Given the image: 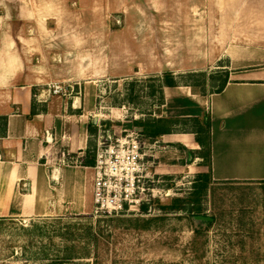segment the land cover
I'll return each mask as SVG.
<instances>
[{
    "label": "rangeland",
    "instance_id": "rangeland-1",
    "mask_svg": "<svg viewBox=\"0 0 264 264\" xmlns=\"http://www.w3.org/2000/svg\"><path fill=\"white\" fill-rule=\"evenodd\" d=\"M66 1L63 34L85 36L84 57L95 65L102 57L105 75L97 74L94 90L61 82L40 94L44 102L73 98L77 107L88 94L87 197L58 202L49 217L0 219V264H264L263 190L213 181L205 187L208 161L200 155L207 150L192 148L191 137L207 141L206 117L173 116L177 104L166 106L167 73L197 95L225 81L205 58L207 0H162L157 8L150 0ZM162 117L170 120L169 136L187 138L152 139L135 124Z\"/></svg>",
    "mask_w": 264,
    "mask_h": 264
},
{
    "label": "crops",
    "instance_id": "crops-1",
    "mask_svg": "<svg viewBox=\"0 0 264 264\" xmlns=\"http://www.w3.org/2000/svg\"><path fill=\"white\" fill-rule=\"evenodd\" d=\"M68 3L0 0V219L49 217L58 202L87 197L93 167L81 163L90 145L88 94L85 103L75 100L78 107L73 98L44 102L40 94L43 85L61 82L94 90L97 74L105 75L102 57L96 65L84 57L85 36L63 34ZM206 8L205 58L226 74L222 90L197 95L190 86L165 87L166 106L177 104L173 116L210 118L205 168L214 183L256 184L264 194V0H207ZM186 136H169V142ZM191 140L202 151L194 135ZM71 157L80 164H65ZM67 185L74 186L69 194Z\"/></svg>",
    "mask_w": 264,
    "mask_h": 264
},
{
    "label": "trees",
    "instance_id": "trees-1",
    "mask_svg": "<svg viewBox=\"0 0 264 264\" xmlns=\"http://www.w3.org/2000/svg\"><path fill=\"white\" fill-rule=\"evenodd\" d=\"M166 75H167L166 78H165L166 81L163 83L164 84V87H168V88L178 87V85L174 81L172 75H170V73H167ZM221 90H222V87L220 89H218V91H221ZM204 117H206V119H205V121H204L203 124L205 125V128H207V132L206 133H203L205 130L204 129H201V130H203L202 131L203 134H206V140L207 141L204 142V140L201 139V138H198L197 141L204 148V149L202 148V150H207L206 153H201L202 155L205 156L203 158H204V161H206L208 159L209 142H210V118L208 116H204ZM158 121H159L158 124L154 123V124H151V125L150 124H146L145 125L144 123L142 124L141 122H137L135 124L141 126L143 128L144 134L147 135V136H149L152 139H157V138H161L164 135L173 134L172 131H171V129L166 126V124L170 122L169 119H167V118H161V119H158ZM197 121H198V119H197ZM92 127H94V124L91 122L90 129ZM197 135H198V133H197ZM193 157L194 156L192 155L191 158H193ZM93 164H95V162ZM89 166L93 167V165H89ZM200 176H201L200 178H202L201 180L205 182V187H207L208 185L211 184L212 178H211V173L210 172L207 173V174L206 173H202ZM178 209L179 210H184L185 208L180 209L178 207ZM212 222L211 223L205 222V224H212Z\"/></svg>",
    "mask_w": 264,
    "mask_h": 264
},
{
    "label": "water",
    "instance_id": "water-1",
    "mask_svg": "<svg viewBox=\"0 0 264 264\" xmlns=\"http://www.w3.org/2000/svg\"><path fill=\"white\" fill-rule=\"evenodd\" d=\"M96 124V119L93 121ZM195 220L202 221V222H212L213 219L210 217H204V216H196Z\"/></svg>",
    "mask_w": 264,
    "mask_h": 264
},
{
    "label": "built area",
    "instance_id": "built-area-1",
    "mask_svg": "<svg viewBox=\"0 0 264 264\" xmlns=\"http://www.w3.org/2000/svg\"><path fill=\"white\" fill-rule=\"evenodd\" d=\"M97 187H98V189H100V184L99 183H97Z\"/></svg>",
    "mask_w": 264,
    "mask_h": 264
}]
</instances>
